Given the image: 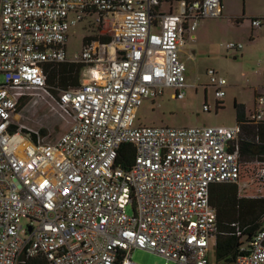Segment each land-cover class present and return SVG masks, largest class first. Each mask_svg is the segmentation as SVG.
I'll list each match as a JSON object with an SVG mask.
<instances>
[{
  "label": "built area",
  "instance_id": "1",
  "mask_svg": "<svg viewBox=\"0 0 264 264\" xmlns=\"http://www.w3.org/2000/svg\"><path fill=\"white\" fill-rule=\"evenodd\" d=\"M222 8L221 0H0V264L22 256L43 264H135V248L163 264H210L209 240L218 230L210 186L243 174L230 149L239 126L138 125L135 113L164 87L183 98L184 34L192 39L199 21L222 17ZM89 16L92 25L109 23L112 31L101 27V34L110 42H86L68 57L70 28ZM251 25L264 26V18ZM66 61L83 63L88 74L55 100L43 66ZM206 73L219 102L227 80L213 68ZM32 89L72 118L54 140L20 121L19 100H30ZM256 105L254 120L263 117V96ZM125 143L133 148L129 161L119 159ZM257 165L252 175L264 185V162ZM241 250L220 264H264V227Z\"/></svg>",
  "mask_w": 264,
  "mask_h": 264
},
{
  "label": "rangeland",
  "instance_id": "2",
  "mask_svg": "<svg viewBox=\"0 0 264 264\" xmlns=\"http://www.w3.org/2000/svg\"><path fill=\"white\" fill-rule=\"evenodd\" d=\"M234 1L237 16L241 14L239 10L242 9L244 0ZM93 21L94 16H89L70 28L66 43L68 57L80 53L85 35H97L98 28L92 25ZM102 28L109 33L112 31L109 23L104 24ZM195 33V40L189 38L188 33L184 34V44L181 48L180 55L186 65L187 79L183 98H174V89L164 87L162 95L154 100H144L136 109L135 124L176 127L231 126L236 123L235 102L243 106L246 115L255 111L256 96L264 97V26L252 27L247 18L240 20L207 17L199 21ZM229 42H239L243 47L237 51L227 50L225 45ZM209 68L215 69L227 80L225 95L220 103L214 96L213 87L208 85L209 77L206 71ZM82 74L86 77L88 69L84 68ZM3 80V74L0 73V83ZM31 92L33 94L28 105L20 112V121L28 128L38 131L45 141L58 138L70 126L71 116L45 91L32 89ZM204 104L209 106V110H203ZM242 166L244 171L238 183L243 185L244 194L264 195V185L252 175L257 164L252 162ZM127 212H133V207L128 206ZM22 224L26 226L28 219L24 218ZM207 257L210 264H220L216 260L214 238L209 240ZM131 260L135 264L164 262L161 256L137 248L132 250Z\"/></svg>",
  "mask_w": 264,
  "mask_h": 264
},
{
  "label": "trees",
  "instance_id": "3",
  "mask_svg": "<svg viewBox=\"0 0 264 264\" xmlns=\"http://www.w3.org/2000/svg\"><path fill=\"white\" fill-rule=\"evenodd\" d=\"M101 27V25L97 26V35H85L83 45L92 40L110 42L111 35L101 34ZM84 68L85 65L80 62L45 63L43 69L46 88L52 98L57 100L61 91L79 87ZM28 103L29 98L22 97L19 100L18 111L21 112ZM234 107L235 124L239 126V132L230 149H237L242 165L264 162V117L254 120L251 119L253 112L246 115L241 104L235 102ZM41 133L44 134V131L41 130ZM133 155V148L130 144L121 145L119 159L129 161ZM242 188H244L243 185L240 186L238 182L213 183L210 186L209 199L217 216L218 230L215 236V246L218 263H232L238 255L244 253L241 248L249 246L254 233L264 227V195H246ZM236 227L240 230L238 235L235 233ZM18 264H43V258L22 256Z\"/></svg>",
  "mask_w": 264,
  "mask_h": 264
},
{
  "label": "crops",
  "instance_id": "4",
  "mask_svg": "<svg viewBox=\"0 0 264 264\" xmlns=\"http://www.w3.org/2000/svg\"><path fill=\"white\" fill-rule=\"evenodd\" d=\"M221 1H222V5H223L222 17L236 18V19H240V20L247 18V19H249L250 22H251V19H253V18H264V0H244V4L242 6V9L239 10V11H241V14L240 15L238 14L237 16H235L236 9L234 6V2H235L234 0H221ZM173 6L176 9V4H173ZM196 30H197V27H196ZM195 31L191 34V37L193 40L196 39ZM181 53L182 52L180 51V54ZM180 57H181V55H180ZM220 105H222V104H220ZM263 117H264V115H263Z\"/></svg>",
  "mask_w": 264,
  "mask_h": 264
}]
</instances>
